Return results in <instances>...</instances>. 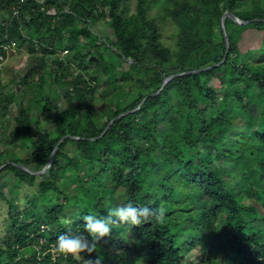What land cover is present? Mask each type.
Returning a JSON list of instances; mask_svg holds the SVG:
<instances>
[{
  "label": "trees",
  "instance_id": "16d2710c",
  "mask_svg": "<svg viewBox=\"0 0 264 264\" xmlns=\"http://www.w3.org/2000/svg\"><path fill=\"white\" fill-rule=\"evenodd\" d=\"M134 1L0 0L9 14L0 56L17 40L32 52L75 48L81 66L90 57L101 67L90 77L66 73L55 57L68 103L40 93L39 115L19 103L7 143L28 146L16 159L1 161L0 151V178L14 182L0 190V264H181L197 246L212 264H264V40L239 44L248 29L264 35V0L243 12L244 0ZM156 8L176 27L174 47L160 40ZM226 12L246 22L226 17L228 46ZM98 88L103 112L91 100ZM69 174L79 175L72 190ZM24 185L35 190L23 208ZM127 203L157 214L131 228L109 221V210ZM86 215L109 222V235L80 259L55 253L62 233L93 242Z\"/></svg>",
  "mask_w": 264,
  "mask_h": 264
},
{
  "label": "rangeland",
  "instance_id": "374dc122",
  "mask_svg": "<svg viewBox=\"0 0 264 264\" xmlns=\"http://www.w3.org/2000/svg\"><path fill=\"white\" fill-rule=\"evenodd\" d=\"M23 1V0H22ZM44 1V0H39ZM127 5L129 4L130 8H133L135 5L134 0H123ZM253 5V0H244L242 3L237 5V10L243 12L249 10ZM229 17L232 18L230 12H227ZM151 14L155 15L159 23V32L161 42L169 47H174L176 43L175 32L176 27L170 19L163 20V13L160 9L156 8L151 11ZM16 15V11L14 12ZM224 18V24L225 19ZM236 17V16H235ZM9 18L7 12L0 11V20L6 21ZM237 18V17H236ZM238 19V18H237ZM239 20V19H238ZM240 21V20H239ZM241 23H244L242 21ZM97 30H101L104 35L113 38L111 30L108 25H103L102 23L96 25ZM99 27V28H98ZM222 29H223V17H222ZM114 39V38H113ZM264 40V35L262 32H257L255 29H248L243 32V37L240 41V47L242 50H247L250 48L258 47L262 44ZM15 43V44H12ZM11 42V49L5 50L6 55L3 58H0V151L4 154L1 156V161L6 159H16L19 156L24 157L27 154V146L25 141H20L21 146L11 147L8 145L7 141L9 139L11 130L15 125V117L18 114L19 103H22L27 108L34 109L35 115H39L37 111L36 102L34 100L36 95L44 93L48 95L54 103H60L64 106L68 103L65 97L66 88L63 81L59 82L57 76H62L61 72L56 71V66L54 65L55 57H59L60 60H63L66 64L63 72H75L79 70L83 71V74L87 77H90L89 73L97 70L100 71V65H96L95 61H92L90 57L86 58L85 64L80 65L78 59L76 58L75 53L78 49H66L62 48L56 51V53H45L42 50H37L36 52L31 51V45L27 42L25 44H17V40ZM5 49V48H4ZM2 57V56H1ZM53 64V65H52ZM122 68L125 69L128 67L127 63L122 62V64H117L116 70L119 71ZM40 67L41 74H28L34 68ZM62 72V73H63ZM74 73V74H75ZM87 74V75H86ZM76 76V75H75ZM64 77V74H63ZM71 79V76H68ZM109 79V78H108ZM123 80L119 82L122 84ZM124 83L122 84V86ZM131 89L130 86L126 87V90ZM48 90V91H47ZM50 90V92H49ZM101 89H97L95 94H92L91 100L93 101L94 109L100 112H103V102L98 99ZM246 102H248L246 100ZM108 111L115 109V105H108L106 108ZM53 113L42 115V127L40 130H47L51 127V118ZM50 117V119H49ZM264 148V146H262ZM8 151V152H7ZM44 172V171H43ZM42 172V173H43ZM39 173V174H42ZM84 182L87 183L91 180V175L82 172ZM106 174L104 175L105 179ZM230 176V175H229ZM228 176V177H229ZM68 187L72 190L79 182V175L73 176L69 174L67 178ZM8 180V181H7ZM70 184L73 186L70 187ZM14 186L13 179L10 175L3 174L0 178V190L4 191L9 187ZM21 190V206L24 208L26 206V194L31 193L35 190L34 187H28L26 185L22 186ZM245 194H241L239 198L241 200L245 199ZM11 197L13 195L11 194ZM4 203H0L2 207ZM221 240V238H220ZM181 264H212L208 259V256L203 253L202 249L197 246L189 250V253L185 257Z\"/></svg>",
  "mask_w": 264,
  "mask_h": 264
},
{
  "label": "clouds",
  "instance_id": "9594fccd",
  "mask_svg": "<svg viewBox=\"0 0 264 264\" xmlns=\"http://www.w3.org/2000/svg\"><path fill=\"white\" fill-rule=\"evenodd\" d=\"M156 214L157 211L155 209H151L147 206L138 207L134 206L132 203H127L120 207L110 209L109 221H111L112 217H117L120 222H127L128 227L131 228L132 226H139L147 222ZM162 214L163 212L160 210V215ZM84 220L87 222L85 227L87 232L91 235L93 242L90 244L79 235L62 233L56 239L53 249L55 253L65 256L71 255L76 259H80L82 252L87 250V252L91 253L97 247L95 242L109 235L111 231L109 222L95 218L93 215H86ZM87 264H92V262L89 261ZM95 264H100V258H97Z\"/></svg>",
  "mask_w": 264,
  "mask_h": 264
},
{
  "label": "water",
  "instance_id": "95a60500",
  "mask_svg": "<svg viewBox=\"0 0 264 264\" xmlns=\"http://www.w3.org/2000/svg\"><path fill=\"white\" fill-rule=\"evenodd\" d=\"M226 15H228L227 12H226V13L224 14V16H223V30H224V33H225L226 43H227V46H228V37H227V35H226V28H225V24H224V18L226 17ZM231 16H232V18H233L234 20L238 21L239 23L242 22L241 20L239 21L234 15H231ZM244 23H246V22H244ZM190 72H194V70H193V71H190ZM181 74H185V72H184V73H181ZM170 79H172V76H170L169 78H167V79H166V82H168ZM166 82H165V83H166ZM106 130H107V129H106ZM56 149H58V146L56 147ZM54 154H55V153H53V155H52V157H51V159H50V162H49V164H48V167H50V164H51V162L53 161ZM43 171H45V170H42V171H40L39 173H42Z\"/></svg>",
  "mask_w": 264,
  "mask_h": 264
},
{
  "label": "built area",
  "instance_id": "2783aa9c",
  "mask_svg": "<svg viewBox=\"0 0 264 264\" xmlns=\"http://www.w3.org/2000/svg\"><path fill=\"white\" fill-rule=\"evenodd\" d=\"M16 13H17V12H16ZM12 44H15V43L12 42ZM4 48H5V50H8V49H11V46H9V45H5ZM0 58L2 59L3 56H2V57L0 56Z\"/></svg>",
  "mask_w": 264,
  "mask_h": 264
}]
</instances>
